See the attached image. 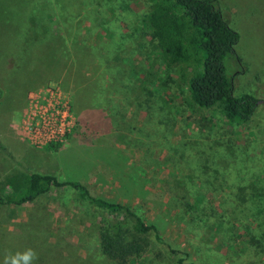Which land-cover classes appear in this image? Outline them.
<instances>
[{"label":"rangeland","instance_id":"rangeland-1","mask_svg":"<svg viewBox=\"0 0 264 264\" xmlns=\"http://www.w3.org/2000/svg\"><path fill=\"white\" fill-rule=\"evenodd\" d=\"M219 3L239 33L225 60L234 92L259 99L246 122L192 103L144 22L147 0H0V196L9 178L36 172L130 206L159 238L123 264H264V0ZM52 81L71 94L77 123L35 147L11 124L27 92ZM115 217L70 186L2 204L0 264L28 248L34 264H122L99 244Z\"/></svg>","mask_w":264,"mask_h":264},{"label":"trees","instance_id":"trees-1","mask_svg":"<svg viewBox=\"0 0 264 264\" xmlns=\"http://www.w3.org/2000/svg\"><path fill=\"white\" fill-rule=\"evenodd\" d=\"M147 1L150 9L144 22L151 38L165 64L176 68L179 78L185 81L192 103L217 108L231 122L250 121L257 112L259 99L249 92L239 95L234 92L233 75L228 73L225 60L236 55L234 47L239 33L224 17L219 0ZM8 184L12 192L0 196V205H20L33 201L53 186H70L94 207L115 213L116 217L103 226L99 244L106 258L122 264L146 251L147 235L152 233L155 239L159 238L156 225L145 222L130 206L92 196L80 182L61 181L51 174L33 172L22 179L13 176ZM168 247L172 253H178ZM176 264L200 263L178 257Z\"/></svg>","mask_w":264,"mask_h":264},{"label":"built area","instance_id":"built-area-1","mask_svg":"<svg viewBox=\"0 0 264 264\" xmlns=\"http://www.w3.org/2000/svg\"><path fill=\"white\" fill-rule=\"evenodd\" d=\"M77 123L69 91L60 82H47L30 89L11 124L21 140L35 147L63 142Z\"/></svg>","mask_w":264,"mask_h":264},{"label":"clouds","instance_id":"clouds-1","mask_svg":"<svg viewBox=\"0 0 264 264\" xmlns=\"http://www.w3.org/2000/svg\"><path fill=\"white\" fill-rule=\"evenodd\" d=\"M38 259V254L34 249L28 248L24 252L6 255L4 264H34Z\"/></svg>","mask_w":264,"mask_h":264}]
</instances>
